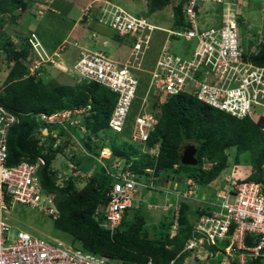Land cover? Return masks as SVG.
Wrapping results in <instances>:
<instances>
[{"label":"built area","instance_id":"obj_1","mask_svg":"<svg viewBox=\"0 0 264 264\" xmlns=\"http://www.w3.org/2000/svg\"><path fill=\"white\" fill-rule=\"evenodd\" d=\"M237 1L189 0L186 8L189 25L173 31L156 26L146 16H134L110 0H93L83 13L84 18L90 19L96 12L100 24L132 41L125 61L86 50L71 69L81 81L97 83L117 95L109 121L113 132L121 133L125 129L134 103L140 98L141 75L144 73L148 76L147 86L132 129L134 142L148 141L158 124L159 107L179 94H190L238 119L249 118L255 123L264 120V66L253 64L245 56L247 52L238 21L225 16L220 28L204 31H200L197 24L200 4L220 5L230 13V5ZM156 32H165L170 37L188 42L194 40L196 48L190 58H184L173 54L170 42L166 41L148 66ZM29 42L33 50L27 64L31 76H39L37 71L47 62L57 66L54 58L63 49L51 54L35 33ZM152 99L156 100L158 107L150 112L148 102ZM90 114L91 106L88 105L53 114H38V119L66 131L69 126L79 127V131L85 133L82 122ZM17 122L14 111L0 102V264H110L103 257L75 249L62 241L49 242L23 230L13 232V226L4 216L17 204L38 210L53 220L59 216L55 196L43 191L38 175L40 163L8 164V133ZM110 157L111 153L104 149L99 161ZM128 168L124 163L116 162L108 169L114 183L108 194V205L100 210L105 213L107 221L104 227L112 232L121 226L126 211L132 207L138 187L145 186ZM185 187L187 191L183 198L196 200L210 206L211 210L203 212L197 219L180 256L198 251L199 254L205 252L206 256L193 255L196 264L221 255L224 259L219 264H250L258 260L264 264V184L226 176L222 188L215 194V201L208 200L206 195L199 199V189L191 180L185 182ZM179 209L177 206L176 216ZM177 227L176 221L173 229ZM249 238L251 244H247ZM221 244L226 247L221 249ZM147 264L154 263L150 260ZM170 264H177V259Z\"/></svg>","mask_w":264,"mask_h":264},{"label":"trees","instance_id":"obj_2","mask_svg":"<svg viewBox=\"0 0 264 264\" xmlns=\"http://www.w3.org/2000/svg\"><path fill=\"white\" fill-rule=\"evenodd\" d=\"M145 1L148 2V16H151L172 5L174 0ZM5 2H0L2 13L14 12L18 8L27 9V4L22 0ZM188 2L189 0H175L173 31L182 30L189 25L186 17ZM239 22L241 18L238 24ZM114 39L122 40L118 35ZM127 42L132 45L131 40ZM52 45L55 46L56 43ZM29 48H32L29 38L24 41L20 50L13 47L10 41L0 39V53L5 52L7 62L14 63L4 83L0 85V102L18 117V122L8 133V164L40 163L38 175L43 191L55 196L59 211L58 218L53 221L54 227L72 237L70 243L75 249L103 257L110 264H147L150 260L154 264H170L176 259L177 264H183L188 253L180 254L192 236L195 222L203 212L209 213L211 210L210 206L204 205L205 210L201 212L202 206L185 199L179 201L178 216L175 205L167 211L163 209L166 214L150 227L142 207L134 205L126 211L121 226L112 232L104 227L107 221L100 207H106L109 203L108 193L114 179L107 169L117 161L124 162L125 167L130 166L129 170L136 180L146 185L148 191L156 186L165 187L168 178L169 181L173 178L190 179L199 190H205L218 183L223 186L224 177L229 173L230 156L227 151L234 148L235 163H245L247 159L252 167V173L246 180L264 184V120L255 123L249 118L237 119L190 94L173 96L161 107L159 122L146 143L151 149L158 148L157 155L139 152L127 142L118 143V138L130 137V115L128 125L121 134L112 132L114 138L109 146L112 157L104 160L107 167L90 172L85 169V162H95V159L77 161L74 168L76 172L86 174V179L69 177L61 184L53 164L58 155L65 154L67 148L74 144L71 134H75L79 127L69 126L66 131L49 126L38 119V114H53L90 105L91 114L82 124L87 129L88 139L93 137L100 140L95 149L90 140L87 144L89 150L98 156V150L107 147L101 137L102 133L111 132L109 121L116 106L117 95L97 83L86 81L76 85L47 87L44 66L37 71L39 76L30 75L26 64ZM245 56L253 64L264 66V32L262 42ZM149 58L152 59L151 56ZM146 86L147 78H142V87ZM153 106L157 108L158 104L155 102ZM133 112L135 111L132 109L131 114ZM45 129L48 130L47 135L43 134ZM58 139L61 140L59 143ZM188 145L197 150V166L181 163L182 151ZM206 163H211L212 166L205 168ZM80 183L84 186L80 187ZM175 221L178 227L173 230ZM247 244H251L250 238ZM178 256L180 257L177 258ZM250 264H261V261Z\"/></svg>","mask_w":264,"mask_h":264},{"label":"rangeland","instance_id":"obj_3","mask_svg":"<svg viewBox=\"0 0 264 264\" xmlns=\"http://www.w3.org/2000/svg\"><path fill=\"white\" fill-rule=\"evenodd\" d=\"M7 3H10L12 0H5ZM27 4V9L22 10L21 8L16 9L14 12H0V39L4 42L10 41L17 50H20L22 44L28 38L35 33L38 39H41L43 45L49 48L51 51L56 48H68V43L72 42L74 44L82 43V50H74L68 53L69 65H64L61 61H54L57 63L55 67L52 63L47 62L44 64V80L46 86L49 88L55 87L60 84L76 85L78 82H81L79 77L71 70L80 57L81 53L86 50H91L95 52H100L106 55L109 58L115 59L120 57V52L122 49L117 42L108 41L112 40V33H114L109 28H99V19L92 21L93 16L90 19L84 18L83 13L85 9L91 5L93 0H22ZM1 2V0H0ZM5 2V3H6ZM113 2L121 5L125 10L131 13L134 16H148V2L144 0H114ZM175 0L172 2V5L167 7L161 12H157L149 17L153 24L158 27L171 30L173 23V6ZM95 6V5H94ZM230 13L224 11L223 7L216 4H200L199 8L201 9L197 16V24L200 31H204L210 28H220L222 26L223 19L225 16L229 18H234L237 21L241 18L239 22L240 37L243 43L244 50L246 52L254 51L258 45V40L261 41V37L264 32V0H238L233 5H230ZM79 9V10H78ZM78 10L81 14L76 16L73 12ZM96 13V12H95ZM170 24V25H169ZM100 33V35L98 34ZM103 33L105 35H103ZM67 41L65 45H63ZM170 42V50L175 55H180L184 58H190L193 54V51L196 48V42L186 41L184 39L170 37L168 33H155V39L153 43V49L150 53L152 57L149 60L151 64L159 53V50L164 42ZM56 43V45H52ZM79 43V44H80ZM76 47V46H75ZM46 48V49H47ZM120 48V49H118ZM48 49V50H49ZM49 50V51H50ZM33 55L32 48H29V56ZM154 53V54H153ZM53 54V53H51ZM6 53H0V85H2L14 65V63L9 64L6 60ZM75 55L77 59H75ZM33 57V56H32ZM28 59L26 64H28ZM66 60V61H67ZM63 64V65H62ZM63 70H61V69ZM141 76L148 77L146 73ZM146 88L142 87L140 90V98L135 102L133 107V112L131 114V122H134L135 117L137 116L141 105V98L144 96ZM154 100L148 102V111H154ZM104 139V142L107 144L106 148H109L110 144L113 141L114 134L109 131L106 137H101ZM74 140V139H72ZM92 141V139H88ZM61 141V140H59ZM118 143H130L136 147V149L141 152L144 150L143 146L131 141V137H120L117 139ZM100 142V140H98ZM93 142L92 147L95 149V145L98 143ZM65 154L58 155L55 160L53 167L58 172L59 181L61 184L64 183V180L69 177H78L80 179H86L85 175L82 172H73L75 169V163L79 162L78 155H81L79 152L82 150L81 147L76 146L75 144L70 145ZM101 149L98 150V152ZM79 153V154H78ZM230 156L228 172L230 177L234 179H247L252 173V167L246 159L245 163L237 164L235 163L236 150L230 149L227 151ZM78 156V157H77ZM85 169L87 171H93L99 169L102 165L98 162H85ZM211 163H206L205 168H210ZM80 169V168H79ZM84 181V180H83ZM80 187H83L84 184L80 183ZM153 190L148 191V189H139L136 197L135 206L142 207L146 222L150 227L157 224L159 219L166 213L163 209L165 205L174 207L176 203V197H174L177 192L174 188L171 187H153ZM218 188H222L220 184L210 185L205 190L208 192L209 200L215 201V194ZM187 188L183 186L178 192L180 194H185ZM201 189V193L203 194ZM151 206V208L149 207ZM197 208V207H196ZM150 210V211H149ZM6 221L13 226L14 233L18 230H23L30 233L31 235L43 238L49 242H55L56 240L62 241L66 244L71 245L72 237L57 231L54 227L53 219L40 213L38 210L29 208L28 206L17 204L15 205L7 215L4 216ZM195 219V218H194ZM151 234H154L151 231ZM154 237V236H152ZM221 249L226 247L225 244L220 245ZM193 255H199L201 258L206 256V253L199 254L198 251L190 254L188 257L187 264H196L193 261ZM224 256H218L215 258H210L203 260L201 264H219V261L223 260Z\"/></svg>","mask_w":264,"mask_h":264},{"label":"crops","instance_id":"obj_4","mask_svg":"<svg viewBox=\"0 0 264 264\" xmlns=\"http://www.w3.org/2000/svg\"><path fill=\"white\" fill-rule=\"evenodd\" d=\"M145 1V0H144ZM115 3V2H114ZM121 6V5H120ZM122 7V6H121ZM123 8V7H122ZM79 10V9H78ZM78 10H75V12H73L76 16H79V14H81ZM148 11V10H147ZM93 17H95V18H93V20L92 21H95V20H98L99 19V17H98V14L97 13H94L93 14ZM170 25V24H169ZM100 27L99 28H102V27H104L105 29L107 28V27H105V26H103V25H99ZM171 26V28H172V26H173V23H172V25H170ZM163 29H165V27L163 28ZM167 30V29H166ZM98 34L100 35V33L98 32ZM103 35H105L104 33H103ZM116 36V34L115 33H112V40L110 39V40H108L109 42L110 41H114V42H117L118 43V45L120 46V48L122 49V52H120V57H116L115 58V60H117V61H125L127 58H128V56H129V54H130V48H131V45L130 44H128V40L129 39H127V38H121L120 37V39H122V40H116V39H114V37ZM41 40V39H40ZM258 42H259V40H258ZM43 43V42H42ZM67 43V41H65V43L63 44V45H65ZM80 43V42H79ZM79 43H77V44H74V43H72V42H69L68 44V48H67V51H66V48L65 47H63V48H56V49H53V51H51L49 48H47L45 45V47L47 48V50L49 49L50 50V52L51 53H56V52H59V49H63L62 51L63 52H61V53H58V57H56L55 56V61H61V63H64V65L66 66V65H69L70 63H69V61L67 60V57H69V55H68V53H70V51H72V50H74L75 48H77V49H75V50H82V48H83V46H82V41H81V43L79 44ZM66 46V45H65ZM76 46V47H75ZM67 47V46H66ZM120 48H118V49H120ZM48 50V51H49ZM71 58V56L69 57V59ZM79 58V57H78ZM75 59H77V57H76V55H75ZM67 60V61H66ZM76 61V60H75ZM63 65V64H62ZM67 67V66H66ZM133 123L134 122H132L131 124H129V127H130V130H131V127H132V125H133ZM77 133V134H76ZM75 134H72L71 135V137H77V144H76V146L77 145H79V147H81V151L79 152L81 155H78V156H80L79 157V161H82V160H84V159H86V158H93V159H95L96 161L95 162H97V164H98V162H99V157L98 156H96L95 154H93V152H91L90 150H89V148H88V146H87V144H88V142H87V140H86V138H80V137H88V134H86V133H84V132H81V131H77ZM44 135H46V134H44ZM108 135V132H104V133H102V136L103 137H106ZM92 145V144H91ZM143 148H144V150L142 151L143 153H152V154H154V155H157L158 154V148H155V149H151V148H149L148 146H146V145H144L143 146ZM78 153V154H79ZM77 156V157H78ZM101 165H104V161H102V162H99ZM83 173V172H82ZM84 174V173H83ZM169 186V185H168ZM138 193V192H137ZM137 195V194H136ZM135 195V199H136V196ZM167 205H165L164 206V208L166 207Z\"/></svg>","mask_w":264,"mask_h":264},{"label":"clouds","instance_id":"obj_5","mask_svg":"<svg viewBox=\"0 0 264 264\" xmlns=\"http://www.w3.org/2000/svg\"><path fill=\"white\" fill-rule=\"evenodd\" d=\"M111 1V0H110ZM111 2H113V1H111ZM114 3V2H113ZM115 4H117V3H115ZM119 5V4H118ZM146 17H148V16H146ZM150 17V16H149ZM148 17V18H149ZM172 30V29H171ZM161 33H165V32H161ZM261 41H262V37H261V39H260ZM41 41V40H40ZM42 42V41H41ZM259 43H260V41L258 42V45H259ZM43 44V43H42ZM45 47V46H44ZM46 48V47H45ZM51 53V52H50ZM143 78H147V77H143ZM154 100V103L156 102V100L155 99H153ZM157 103V102H156ZM167 103V102H166ZM165 103V104H166ZM163 106V105H162ZM162 106H160L159 107V115H158V117L160 116V109H161V107ZM139 113V112H138ZM130 118V117H129ZM136 118V117H135ZM159 119V118H158ZM238 119V118H237ZM245 119V118H244ZM129 120V119H128ZM134 121H135V119H134ZM158 122H159V120H158ZM127 125H128V122H127ZM127 125H126V127H127ZM133 126H134V123H133V125H132V127H131V132H130V137H131V141L133 142V143H137V144H140V145H146L147 146V142L146 143H139V142H134L133 141V138H132V129H133ZM126 127H125V129H126ZM156 127V126H155ZM110 128V127H109ZM124 129V130H125ZM45 130H47V129H45ZM45 130L43 131V134L45 133ZM111 130V129H110ZM123 130V131H124ZM122 131V132H123ZM154 131V130H153ZM111 132H113L112 130H111ZM121 132V133H122ZM86 134L88 133L87 132V129H86V132H85ZM113 133H115V132H113ZM121 133H115V134H121ZM152 133V132H151ZM47 134H48V130H47ZM46 134V135H47ZM72 135V134H71ZM55 137H57L56 136V134H55ZM74 140H73V142H74V144L76 145L77 144V137H72ZM83 138H86V140H87V142H88V138L87 137H83ZM92 139V141L90 140V142L91 143H93V142H98V140L97 139H95V138H91ZM59 140L60 139H58V143H59ZM149 140V139H148ZM89 143V142H88ZM77 146H79V145H77ZM188 146H190V145H188ZM187 146H185V148H186ZM184 148V149H185ZM107 150L108 152H110L111 153V157H112V150L110 149V147L109 148H106V147H104V148H102L101 149V151H99V154H98V157H99V159H100V155H101V152H102V150ZM184 149H183V151H184ZM183 151H182V153H183ZM150 154H152V153H150ZM182 155V154H181ZM111 157L110 158H103V159H101L99 162H102V161H104V160H108V159H111ZM117 162H122V161H117ZM116 163V162H115ZM122 163H124V162H122ZM112 166L113 165H111L110 167H108V169H111L112 168ZM102 167H107L105 164L104 165H102ZM130 167V166H129ZM108 169H107V172H108ZM128 170H129V168H128ZM73 172H76V170L75 169H73ZM226 176H230V174L228 173L227 175H225V177ZM224 177V178H225ZM188 180H190V179H178V180H176V178H173V179H171V181H169V178L166 180V186L165 187H173L177 192L175 193V195H174V197H176V203H175V207H176V213H177V206H180V204H179V201L181 202L182 200H185V198H183L182 197V195L183 194H180L178 191L179 190H181L182 188H183V186H185V182H187ZM192 181V180H191ZM238 181H249V180H246V179H240V180H238ZM254 182V181H253ZM114 183V182H113ZM140 183V182H139ZM60 184V183H59ZM113 185V184H112ZM169 185V186H168ZM162 186H164V184H162ZM112 187V186H111ZM147 188V186L145 185L144 187H138V189H137V192L139 191V189H146ZM110 190H111V188H110ZM219 190V189H218ZM200 191L201 190H199V192H198V197H199V199L201 198V197H203V195H206L207 197H208V200H209V195H208V192L206 191V190H204L203 191V194L201 193L200 194ZM110 192V191H109ZM137 192L135 193V195L137 194ZM109 194V193H108ZM135 195H134V202H133V205H132V207L135 205V202H136V199H135ZM109 197V196H108ZM186 200H188V201H190L191 203H198L196 200H190V199H186ZM198 205H200V206H202V208L204 207V205L205 204H200V203H198ZM103 207V206H102ZM131 207V208H132ZM150 208H151V206H149ZM171 207L169 206V205H167L165 208H164V210L165 211H167L168 209H170ZM130 209V208H129ZM180 210V209H179ZM178 214H179V212H178ZM54 221V220H53ZM176 222V221H175ZM175 224V223H174ZM174 226V225H173ZM172 229H173V227H172ZM174 230V229H173ZM56 241H59V240H56ZM66 244V243H65ZM68 245H70V244H68ZM72 246V245H71ZM73 247V246H72ZM191 253H188V255H187V257L185 258V260H187V261H185L184 260V263L183 264H187L188 263V257H189V255H190Z\"/></svg>","mask_w":264,"mask_h":264},{"label":"water","instance_id":"obj_6","mask_svg":"<svg viewBox=\"0 0 264 264\" xmlns=\"http://www.w3.org/2000/svg\"><path fill=\"white\" fill-rule=\"evenodd\" d=\"M44 134H47V130H45ZM196 154L197 150L194 146H187L181 155V163L186 166H197L198 160Z\"/></svg>","mask_w":264,"mask_h":264}]
</instances>
